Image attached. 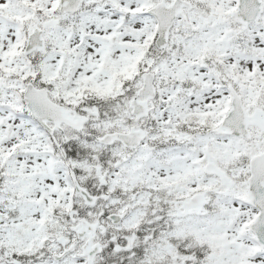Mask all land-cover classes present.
<instances>
[{"label": "snow or ice", "instance_id": "1", "mask_svg": "<svg viewBox=\"0 0 264 264\" xmlns=\"http://www.w3.org/2000/svg\"><path fill=\"white\" fill-rule=\"evenodd\" d=\"M0 264H264V0H0Z\"/></svg>", "mask_w": 264, "mask_h": 264}]
</instances>
